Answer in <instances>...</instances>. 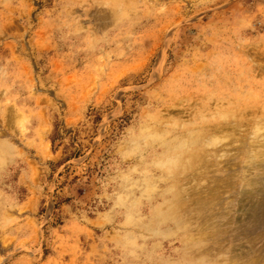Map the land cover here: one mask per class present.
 Returning a JSON list of instances; mask_svg holds the SVG:
<instances>
[{"label": "rangeland", "instance_id": "obj_1", "mask_svg": "<svg viewBox=\"0 0 264 264\" xmlns=\"http://www.w3.org/2000/svg\"><path fill=\"white\" fill-rule=\"evenodd\" d=\"M0 264H264V0H0Z\"/></svg>", "mask_w": 264, "mask_h": 264}, {"label": "clouds", "instance_id": "obj_2", "mask_svg": "<svg viewBox=\"0 0 264 264\" xmlns=\"http://www.w3.org/2000/svg\"><path fill=\"white\" fill-rule=\"evenodd\" d=\"M126 179H127V177H126ZM153 190H154V189H153ZM119 199L123 200L124 198L121 197V198H119ZM134 222H135V218H134L132 215H128V216H127V223L132 224V223H134ZM132 235H133V234L129 233V234H127V235L124 237V240H125V242H126V247L135 248V247L138 246L137 243H136V239H135L134 237H133L132 239H129V236H132Z\"/></svg>", "mask_w": 264, "mask_h": 264}, {"label": "crops", "instance_id": "obj_3", "mask_svg": "<svg viewBox=\"0 0 264 264\" xmlns=\"http://www.w3.org/2000/svg\"><path fill=\"white\" fill-rule=\"evenodd\" d=\"M73 200H71L69 203H68V207L70 208H73L72 210H75L74 212L77 211V209H75V207H73V204H72ZM40 205V204H39ZM62 206H65V203H61ZM72 205V206H71ZM103 214V213H102ZM74 216H76L75 214H73ZM77 217V216H76ZM66 220V218L63 219V221Z\"/></svg>", "mask_w": 264, "mask_h": 264}, {"label": "bare ground", "instance_id": "obj_4", "mask_svg": "<svg viewBox=\"0 0 264 264\" xmlns=\"http://www.w3.org/2000/svg\"><path fill=\"white\" fill-rule=\"evenodd\" d=\"M223 126V125H222ZM226 127V126H225ZM214 128V127H213ZM222 129V128H221ZM216 130H220V129H217L216 128ZM216 130H213V131H216ZM225 130V128L223 129V130H221V131H224ZM211 131V130H210ZM228 131V130H227ZM220 132V131H219Z\"/></svg>", "mask_w": 264, "mask_h": 264}]
</instances>
